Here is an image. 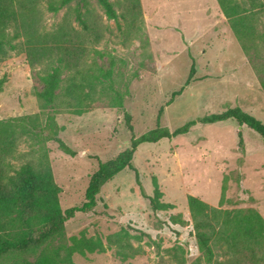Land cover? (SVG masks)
Returning <instances> with one entry per match:
<instances>
[{
  "label": "rangeland",
  "instance_id": "1",
  "mask_svg": "<svg viewBox=\"0 0 264 264\" xmlns=\"http://www.w3.org/2000/svg\"><path fill=\"white\" fill-rule=\"evenodd\" d=\"M110 2L118 20L108 19L98 0H75L57 13L49 11L45 2L36 8L39 30L48 35L46 46L52 35L71 32L74 40L84 41L87 47L85 67L96 60L108 68L113 61L114 87L128 91L123 107L101 104L82 115L66 107L56 112L60 137L76 151L74 156L54 141L41 146L44 134L20 140L19 156L14 160L17 166L38 158L44 149L48 152L63 210L83 204L100 161L129 147L132 131L125 112L131 116L137 137L157 126L161 108L159 124L171 130L234 107L264 123V44L258 41L246 52L217 0ZM79 14L91 31H83ZM254 26L259 32L264 30V11ZM192 66L193 76L187 84ZM45 67L46 62L32 67L27 53L19 48L0 56V78H6L0 93V120L39 115L44 122L51 109L36 92L43 87L38 72ZM95 92L98 95L101 88ZM57 101L64 100L59 97ZM133 163L147 195H154L155 177L162 201L174 208L153 211L149 199L140 193L135 173L124 169L101 188L103 202L94 212L78 213L66 223L65 235L56 244L70 245L71 238L77 237L100 241L104 247L84 255L76 252L73 264L223 262L225 256L218 247L215 262L203 258L189 195L229 211L253 209L264 218V140L234 119L197 124L187 134L143 143ZM175 215L184 224L174 222Z\"/></svg>",
  "mask_w": 264,
  "mask_h": 264
},
{
  "label": "trees",
  "instance_id": "2",
  "mask_svg": "<svg viewBox=\"0 0 264 264\" xmlns=\"http://www.w3.org/2000/svg\"><path fill=\"white\" fill-rule=\"evenodd\" d=\"M73 1L0 0V56L6 57L8 50L19 48L27 53L32 67L46 62L45 69L38 72L43 87L36 92V96L51 109L43 123L39 121V115L0 120V264H73L76 252L84 255L97 249L103 250L100 241L77 237L71 238L70 245L56 243L63 239L69 220L78 213L96 210L103 202L101 188L126 168L135 173L140 193L149 199L153 211L173 209V204L162 201L163 192L157 178H153L154 195H147L144 190L139 171L133 163L134 154L143 143L187 134L197 124H214L230 119L254 130L264 140V123L239 107L192 119L173 130L159 124L163 113L161 108L157 126L138 137L133 134L130 114L125 112L126 123L132 131L129 147L107 161H100L91 175L83 204L63 210L59 203L61 188L55 182L48 152L44 149L38 158L17 166L14 160L19 156L20 140L44 134L45 140H39L40 144L54 141L65 153L74 156L76 151L60 137L62 127L56 121V112L66 107L75 115H82L101 104L123 107L128 94V91L123 93L114 87L113 61L108 68L96 60L85 67L89 52L84 41L74 40L71 32L63 30L52 35L49 46H46L48 35L39 30L37 5L45 2L49 11L57 13ZM98 1L108 19L118 20L110 0ZM217 1L246 52L258 41L264 44V30L259 32L254 26L257 17L264 11V0ZM78 20L83 31H91L81 14ZM193 71L192 66L187 84ZM5 83L6 78H0V93ZM97 87L101 88L98 95L95 92ZM63 89L64 94L61 93ZM181 92L182 89L173 92L172 97ZM59 97H62L63 103L57 101ZM239 137L240 145H243L241 132ZM188 206L196 240L206 262H215L214 250L218 247L225 256L219 264H264V218L259 212L253 209L225 210L193 195L188 196ZM180 218V215H175L173 221L184 224ZM121 254L123 258L127 257Z\"/></svg>",
  "mask_w": 264,
  "mask_h": 264
}]
</instances>
